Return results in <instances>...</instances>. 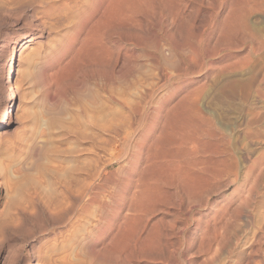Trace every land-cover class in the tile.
<instances>
[{
	"label": "rangeland",
	"instance_id": "rangeland-1",
	"mask_svg": "<svg viewBox=\"0 0 264 264\" xmlns=\"http://www.w3.org/2000/svg\"><path fill=\"white\" fill-rule=\"evenodd\" d=\"M111 3L107 24L106 0H0V115L14 47L16 57L0 131V264H264V0ZM109 90L129 104L150 94L148 112L169 111L163 163L172 139L184 149L199 139L183 160L202 162L188 167L192 184L152 182L131 207L123 163L102 171L121 134L109 114L126 111ZM101 102L111 112L97 120ZM249 111L262 121L250 125ZM117 180L124 240L88 241L96 221H66L57 204L86 186L107 196Z\"/></svg>",
	"mask_w": 264,
	"mask_h": 264
},
{
	"label": "bare ground",
	"instance_id": "bare-ground-1",
	"mask_svg": "<svg viewBox=\"0 0 264 264\" xmlns=\"http://www.w3.org/2000/svg\"><path fill=\"white\" fill-rule=\"evenodd\" d=\"M111 2H112V0H106V4H105L107 6V8H106L107 24L113 18L112 17L113 12H112V6H111L112 3ZM263 39H264V37H263ZM258 40H260V39H258ZM261 43H260L261 45L264 44L263 42H261ZM14 48L11 49V54L9 56V59L5 63L7 73L4 77L3 83H4L5 89L7 91L6 102L9 103V106L0 115V131L5 127V125L7 123L8 114L13 108V104H14L13 100L16 97L15 85L13 83V77L15 74L14 58H16V57H14ZM29 57L30 56H26L25 58H29ZM28 60H32V59H26L24 63H27ZM261 77H262L261 82L263 83L264 82V75ZM253 80L249 81V83L251 82L250 85L248 84L251 88L254 87L253 86V83H254ZM236 82H233V83L239 85L240 82L239 81L237 83ZM258 86H260V85H258ZM109 91L111 93L110 97L117 99L116 100L117 102L119 101L118 105L122 104V106L126 107V111L124 110L125 108L123 109L125 111V113L122 114L121 111L120 112L116 111L117 113L115 114V112L113 113V112L108 110L109 108L106 106V103L101 102V104L97 106V109H95V113L92 112L91 114H93V115L95 114V116L97 117V120H98V117H99V119H101L105 116L108 117L109 112L112 113V114H109V119H111L110 117H112V118L116 117V118H114V120L116 121V124H115V122L114 123L112 122L113 124L111 122L110 123H111V125L115 124V126L120 127L121 134L119 135L120 137L117 136V138L119 139L117 148H115V150H114V148L112 147L113 151H114V154H112L113 157L111 159H109V161L106 165H104V167L102 168V171L105 170L107 167H109L112 164H117L118 162L123 163L120 166V168H118V171L120 170V172H122L125 176V178H124V176L122 178V180L124 179L122 181L123 182L122 187L124 188L123 192H125L128 189V187H130V186L134 189L132 191L130 197H129L130 204L132 205L131 207L136 208V207H138L139 204H141L142 201L146 200L147 195L149 194L148 191L151 190L150 186H151L152 182L156 181L157 182L156 184H158L159 182H162L163 184L169 183L171 185H173L174 183L175 184L179 183L180 185L184 184V186H186L188 184V182L193 183L192 179L194 177H193V175L190 174V172H188L189 171L188 167H190V166L195 167V168L198 167V165H201L200 164L201 160H199L197 158H195V160H194V158H193V160L191 159L192 161L190 163L188 161H187L188 162L187 163L186 161H183V160H184V158H187V155H189L188 157H190L189 153L194 154V152H192V151L195 150L194 148H195L196 140L198 138L195 140H192L191 143L187 142L188 146L191 145L190 149H184L183 148V145H187L185 142L184 143L181 141L175 142L171 138L172 142H174V147H175V145L177 146V148H175V150H174V153L172 154V157L174 158L176 156L175 159H178L177 157H179L181 160L179 159V160L174 161V159L171 157V160L163 163V161L161 160V157H160V153L157 154V149H158L157 146L159 144H160L159 146H162V144L165 143L164 142L165 138H166L168 132H170L169 130L168 131L166 130V128L168 127V126L166 127V125L169 124L167 122V119L169 118L168 121H170V117H171V116L167 117L168 115H166V112L169 113V111L165 110L166 111L165 112L162 109V107L161 108L158 107L159 109L154 110L153 112L150 111L151 113L148 112L149 110H147V108H145L146 105H148V103L146 102V98L144 97V96H146V94L144 95V93L143 94L141 93V97L143 96L142 98L140 97L139 100H136L137 99L136 98L134 102L131 100L132 104H129L128 102L123 101L122 99L120 100L118 98L117 94H115L116 92L114 90H109ZM147 92L150 93L151 91L147 90ZM152 93H153V91H152ZM256 93L257 92H255L254 94H256ZM151 96L152 95L149 94L146 97H148V99H151ZM148 99H147V101H148ZM116 101H115V103H116ZM120 108H121V106H120ZM148 109H149V106H148ZM151 109L153 110V108H151ZM124 111H122V112H124ZM173 112H170V113H173ZM174 113H176V112H174ZM183 114L181 112V114H179V115L183 116ZM170 115H172V114H170ZM177 115L176 116L173 115V117L175 116L174 118H176ZM179 115H178V117H179ZM248 115H250L249 116L250 122L249 121L248 122L252 126L256 125V124L260 123V121H262L259 117L260 114L256 111H251V112L249 111ZM93 117H92V119H93ZM173 117H172V119H173ZM178 117H177V120H179ZM183 117H186V115L184 114ZM90 118H91V116H90ZM97 120H94V121L96 122ZM111 120L113 121V119H111ZM183 120H184L183 122H185L187 119L184 118ZM99 121L101 122V120H99ZM106 122H107V119H106L105 123ZM173 122H178V121H175V119H174ZM188 122H189V119H188ZM188 122H187V124H188ZM178 123H180V122H178ZM177 124H175V125H177ZM184 124L186 125V123H184ZM107 125H109V124L107 123ZM111 125H110L111 128L115 127V126L112 127ZM175 125H173V126H175ZM185 125H184V129L186 128V131H187V127H186L187 125L186 126ZM178 126H179V124H178ZM195 126H196V124H195ZM105 127H106V129H108L107 126H105ZM110 127H109V129H110ZM170 127H171V125H170ZM176 127L177 126H175V128ZM190 127H191V124H190ZM175 130L177 131L178 129L176 128ZM178 131H183V130H181V128H180V130H178ZM176 133H177V135H179V132H176ZM176 133H172V130H171V134H174V139L176 137L175 136ZM181 133H183V132H181ZM115 134L118 135L119 133L117 134V132H116ZM186 134H187V132L185 133V135ZM169 136H170V133H169ZM169 136L166 138L167 140H168V138H170ZM179 136H181V135H179ZM188 136H190V135H188ZM171 137H172V135H171ZM178 138H179L178 140H182V138H180V137H178ZM190 138H191V136H190ZM161 139H164V140L162 141ZM158 141H160L159 144H158ZM167 142H169V141H167ZM172 146H170V147L172 148ZM114 147H115V144H114ZM111 153H113V152H111ZM141 162H142V165L140 164ZM201 171H202V169H201ZM101 172H99V174L97 176H95L94 180L92 181V184L96 180L99 179V177L101 176ZM191 176L193 178H191ZM109 178H110V176L109 177L107 176L106 180H109ZM120 182L121 181L117 180L115 183H113L115 185V187L112 186L113 189H112V191H110V194L107 192L109 195L107 194V196H106V192H105V196H103V197H99L97 195L98 193L97 194H94V192L90 193V188L87 189L88 188L87 186H86V188L85 187L83 188L85 191L82 190L80 192V193H83V194H80V196H78V195L75 196V195H72V192L70 194L67 191H65L64 201L62 199L61 200L62 202L60 201V203L57 204L59 209H57V208H55V209L63 212V217L65 218L66 221L67 220L70 221V220L74 219L75 216H78L79 218H81L83 216L84 219L86 218L88 222L91 221L90 219L95 220L96 221L95 225H91L90 223L88 224V222L84 223V224H88L87 236L85 238V239H88V241L93 240V238L100 239V237H104L107 235V236H110V240L116 238V240L118 242H120V241L123 242L124 234L126 231L124 228L126 227V224L128 222V219H127L128 217L126 214L123 213L124 212L122 210L123 207L120 206L121 201H122V195L119 196L117 194L119 196L117 199L116 193H118V192L117 191L115 192L116 189H119ZM192 183H190V184H192ZM92 184H90V186ZM103 185H105V184H103ZM102 187H104V186H102ZM102 187L100 190H102ZM188 187H190V186L188 185ZM184 188H187V187H184ZM101 194H102V192H101ZM128 207H127L126 211L129 212L132 209H131V207H129V208ZM132 211L134 212V210H132ZM112 227H114L115 231L111 230ZM61 259H63V257H61ZM61 259H60V261H63V262L66 261L67 262L66 258L64 259L65 261L61 260ZM66 262H65V264H66ZM61 264H63V263H61Z\"/></svg>",
	"mask_w": 264,
	"mask_h": 264
}]
</instances>
